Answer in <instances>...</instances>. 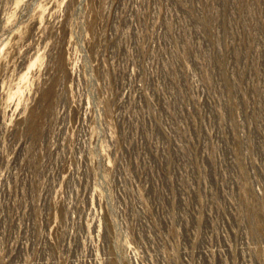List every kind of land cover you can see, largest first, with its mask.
I'll return each instance as SVG.
<instances>
[{
  "label": "rangeland",
  "instance_id": "rangeland-1",
  "mask_svg": "<svg viewBox=\"0 0 264 264\" xmlns=\"http://www.w3.org/2000/svg\"><path fill=\"white\" fill-rule=\"evenodd\" d=\"M0 264H264V0H0Z\"/></svg>",
  "mask_w": 264,
  "mask_h": 264
}]
</instances>
